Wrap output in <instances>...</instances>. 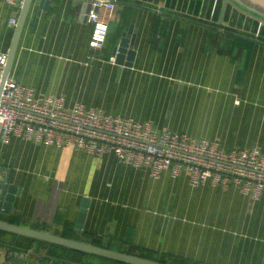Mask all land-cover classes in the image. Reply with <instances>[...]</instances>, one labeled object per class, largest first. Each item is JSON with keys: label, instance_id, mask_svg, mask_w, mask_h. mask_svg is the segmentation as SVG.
Wrapping results in <instances>:
<instances>
[{"label": "crops", "instance_id": "0c3cea01", "mask_svg": "<svg viewBox=\"0 0 264 264\" xmlns=\"http://www.w3.org/2000/svg\"><path fill=\"white\" fill-rule=\"evenodd\" d=\"M46 1L28 5L9 71L17 82L62 95L66 105L203 136L224 149L264 151V19L236 0H115L105 44L90 49L81 13L88 0ZM19 14L0 0V52H9L15 26L8 21ZM121 44L131 59L113 54ZM1 183L0 214L21 226L58 236L71 229L84 240L127 242L191 264H264V195L251 200L235 185L192 188L185 174L154 179L110 154L19 137L0 142ZM8 185L18 191L6 211ZM179 193L191 197V210L176 209ZM25 244L0 233V264L13 256L22 264H112Z\"/></svg>", "mask_w": 264, "mask_h": 264}, {"label": "built area", "instance_id": "2783aa9c", "mask_svg": "<svg viewBox=\"0 0 264 264\" xmlns=\"http://www.w3.org/2000/svg\"><path fill=\"white\" fill-rule=\"evenodd\" d=\"M249 12L264 19V12L236 0ZM17 11L24 0H6ZM87 21L91 25L90 49H101L106 41L115 0H88ZM14 27L17 17L9 19ZM8 52H0V142L19 137L43 145L75 148L90 155H113L120 163L147 169L158 179L185 174L192 188L210 185L238 187L245 197L264 195V151L257 146L222 148L216 140L157 129L147 121L111 114L80 102L66 105L57 94L36 93L9 74L3 78ZM114 61V57L110 58ZM239 103L238 99L234 100Z\"/></svg>", "mask_w": 264, "mask_h": 264}, {"label": "water", "instance_id": "95a60500", "mask_svg": "<svg viewBox=\"0 0 264 264\" xmlns=\"http://www.w3.org/2000/svg\"><path fill=\"white\" fill-rule=\"evenodd\" d=\"M247 1L259 7H262L264 9V0H247ZM36 2L37 4H39V8H42L43 4L46 3L47 1L46 0H36ZM29 3H30V0H24L23 6L20 10V14H19L16 26H15L13 37H12L11 46L8 52V60H7V65L5 67L3 78H5L9 74L15 46L17 43V39H18L20 30H21V26H22ZM88 8H89V5L87 4V5H84L81 9V13H82L84 20H87L86 14L88 12ZM120 53H125L127 58L131 59L130 58L132 54L131 51H127L126 46L123 44L119 45L113 50V54H116L117 56ZM4 189H5V184L1 183L0 184V199L3 195ZM17 191L18 189L14 185L7 186L6 194L4 197V202L2 204V208L4 210L6 211L10 210L11 204L13 202L14 196L17 193ZM83 210L84 209L80 210L78 220H77V226H76L77 228H81L79 223L84 218ZM0 230L14 233V234L21 235V236L30 237V238H33L39 241H44L47 243L63 246V247L73 249L76 251H81L87 254L105 257L108 259L116 260V261L127 263V264H166V263H161L159 261L144 258V257L138 256L135 254H127V253L116 251V250L102 248V247L93 245L91 243H87V242H83V241H79L75 239H70V238H65L62 236L54 235L52 233L21 226L18 224L9 223V222L2 221V220H0ZM22 262H23V258L18 257V256H13L8 259L7 264H22Z\"/></svg>", "mask_w": 264, "mask_h": 264}, {"label": "trees", "instance_id": "16d2710c", "mask_svg": "<svg viewBox=\"0 0 264 264\" xmlns=\"http://www.w3.org/2000/svg\"><path fill=\"white\" fill-rule=\"evenodd\" d=\"M0 220L6 221V222H9V223H13V224H19V219L18 218H14V217L9 216V215L0 214ZM0 233L10 234L12 236H16V237L22 238L23 240L27 241L28 244H25L22 247L23 249L29 248L33 244H35L36 246H41V247H47V246L50 245V246H56V247H62L63 248V246L47 243V242H44V241H39V240L30 238V237L17 235V234L6 232V231H2V230H0ZM60 235L63 236V237H66V238H70V239H75V240L91 243L93 245H96V246H99V247H102V248L116 250V251L124 252V253H127V254H135V255H138V256H141V257H144V258H148V259H151V260L159 261L161 263H166V264H191L184 258L174 257L172 255H167L165 253H155V252H152L150 250L144 249L142 247L133 246L131 244H128L127 242H123L122 244L118 243L117 245L114 246V245H110V244H103V243L100 242V240L99 241L92 240V239L84 240V239L78 237L74 233V231L71 230V229H70V231L64 229L61 232ZM126 245H127V247H125ZM72 251H74L75 253L82 254V255L96 257V258H99L101 260L110 262L112 264H127V263L119 262V261H116V260L108 259V258H105V257H100V256L92 255V254H87V253H84V252H81V251H76V250H72ZM135 252H137V253H135Z\"/></svg>", "mask_w": 264, "mask_h": 264}, {"label": "rangeland", "instance_id": "374dc122", "mask_svg": "<svg viewBox=\"0 0 264 264\" xmlns=\"http://www.w3.org/2000/svg\"><path fill=\"white\" fill-rule=\"evenodd\" d=\"M244 2H246L248 5H253L256 6L257 8H259L258 10H260L261 12H264V9L262 7H259L247 0H243ZM191 197H189L188 195H186L185 193H179V194H174V196L172 197V203L175 204L176 209H186L191 210V207L189 205H191Z\"/></svg>", "mask_w": 264, "mask_h": 264}]
</instances>
